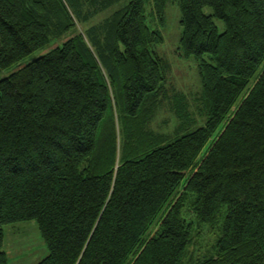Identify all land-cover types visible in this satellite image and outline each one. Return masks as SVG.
Listing matches in <instances>:
<instances>
[{"label": "trees", "instance_id": "obj_1", "mask_svg": "<svg viewBox=\"0 0 264 264\" xmlns=\"http://www.w3.org/2000/svg\"><path fill=\"white\" fill-rule=\"evenodd\" d=\"M180 12L206 118L170 137L145 0H0V72L51 47L0 81V264L3 227L30 220L39 264H264V0Z\"/></svg>", "mask_w": 264, "mask_h": 264}, {"label": "rangeland", "instance_id": "obj_2", "mask_svg": "<svg viewBox=\"0 0 264 264\" xmlns=\"http://www.w3.org/2000/svg\"><path fill=\"white\" fill-rule=\"evenodd\" d=\"M180 1L166 0L164 24L160 25L151 9L152 0H145L148 25L151 29L158 30L163 38V43L156 46L154 51L169 66L165 85L167 98L151 127L170 137L179 128L188 132L200 127L206 118L200 104L202 88L198 60L193 57L185 59L177 55L182 34ZM205 12L209 14L210 9L206 8ZM106 15L108 14L96 17L89 25L97 23ZM214 22L218 33H222L224 31L223 22L217 19H214ZM50 50L51 47L40 49L0 72V81L24 65L46 55ZM212 239H205V243L211 244ZM3 251L6 254L7 264H39L48 255L34 220L5 225L3 227Z\"/></svg>", "mask_w": 264, "mask_h": 264}]
</instances>
